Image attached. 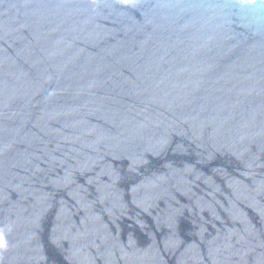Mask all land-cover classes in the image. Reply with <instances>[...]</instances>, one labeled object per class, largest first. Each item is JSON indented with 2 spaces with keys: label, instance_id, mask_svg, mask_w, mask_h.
<instances>
[{
  "label": "water",
  "instance_id": "water-1",
  "mask_svg": "<svg viewBox=\"0 0 264 264\" xmlns=\"http://www.w3.org/2000/svg\"><path fill=\"white\" fill-rule=\"evenodd\" d=\"M0 264H264V0H0Z\"/></svg>",
  "mask_w": 264,
  "mask_h": 264
}]
</instances>
